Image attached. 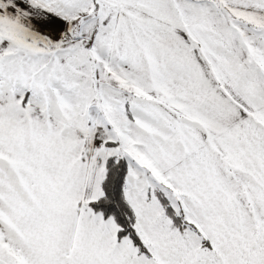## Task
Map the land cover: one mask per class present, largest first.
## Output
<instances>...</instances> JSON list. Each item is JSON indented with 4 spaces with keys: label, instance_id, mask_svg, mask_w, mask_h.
Instances as JSON below:
<instances>
[{
    "label": "snow or ice",
    "instance_id": "6c2138e0",
    "mask_svg": "<svg viewBox=\"0 0 264 264\" xmlns=\"http://www.w3.org/2000/svg\"><path fill=\"white\" fill-rule=\"evenodd\" d=\"M0 264H264V0H0Z\"/></svg>",
    "mask_w": 264,
    "mask_h": 264
}]
</instances>
